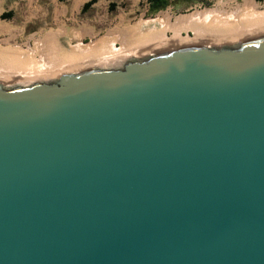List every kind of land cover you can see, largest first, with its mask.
Listing matches in <instances>:
<instances>
[{"label":"water","instance_id":"obj_1","mask_svg":"<svg viewBox=\"0 0 264 264\" xmlns=\"http://www.w3.org/2000/svg\"><path fill=\"white\" fill-rule=\"evenodd\" d=\"M0 264H264V35L0 81Z\"/></svg>","mask_w":264,"mask_h":264},{"label":"bare ground","instance_id":"obj_2","mask_svg":"<svg viewBox=\"0 0 264 264\" xmlns=\"http://www.w3.org/2000/svg\"><path fill=\"white\" fill-rule=\"evenodd\" d=\"M78 1L74 0V4ZM242 2L233 10L221 11L216 7L196 10L176 17L175 21L169 11H162L156 17L145 20L146 25L151 24L149 28L138 24L119 27L115 36L110 37L108 33L86 44L78 41L70 43V47H65L63 42L74 33L78 34L73 27L68 29L65 23L68 22L64 19L68 7H53L52 23L46 22L22 42L17 36L24 35L25 26H18L14 21H0V81L3 86H28L56 79L61 74L78 73L90 68H111L134 57L141 60L150 52L156 55L195 45L220 47L264 35V7L254 0ZM26 9V21L48 16V10L43 6L26 5ZM183 29L192 30L194 35L183 34ZM9 32L10 35L2 38V34Z\"/></svg>","mask_w":264,"mask_h":264},{"label":"rangeland","instance_id":"obj_3","mask_svg":"<svg viewBox=\"0 0 264 264\" xmlns=\"http://www.w3.org/2000/svg\"><path fill=\"white\" fill-rule=\"evenodd\" d=\"M86 1L88 0H79L75 5L74 0H0V3H3L0 6V8L2 9V13H9L6 18L0 16V21H14V23L18 24V26H25L26 31L24 35H22V37L17 36L18 41L22 42L27 36H30V34L36 33L43 25L46 24V22L50 24L52 23L54 19L52 11L53 7H68V12L64 17L65 21L68 22L65 23L69 26L68 29L73 27V29H75L74 32H77L76 34H78L75 35L74 33L71 37L67 38L63 42L65 47H70V43H76L78 41L86 44L108 33L110 37H112L113 35L115 36L118 33L117 31L119 27L128 28L138 24L139 26H143L144 28H149L151 27L149 26L151 24L146 25L145 20H149L154 16L156 17L162 11H169L171 19L175 21L176 17L184 14H190L191 12L196 10L203 11L215 7L216 9H220L221 11L222 9L233 10L243 3L242 0H169V5H167V7L155 12L150 10L151 8L149 6L148 0H97V2L89 7L86 12H82L81 8ZM254 1L260 3L264 7V0ZM112 2L116 4V7L114 9H110V4ZM26 5L43 6L45 10H48V16L45 18L44 16H39L34 19L35 21H26ZM182 33L185 35H194V32L192 30L187 31L183 29ZM6 35H10V32L4 33L1 36L3 38ZM240 42L235 44L233 43V45L227 44L223 46H230V48L236 47V45H238ZM117 44L120 45L119 42H117ZM150 55H152V52L142 56L143 59H140H147V57ZM134 58H130L126 60V62L114 65L113 67L108 69H117L124 67V65L129 60H135ZM58 78L59 77H57L56 79H51L48 81L44 80L39 82L49 83L56 81ZM15 86L18 87L27 85L12 84V86L10 85L5 87L13 88Z\"/></svg>","mask_w":264,"mask_h":264},{"label":"trees","instance_id":"obj_4","mask_svg":"<svg viewBox=\"0 0 264 264\" xmlns=\"http://www.w3.org/2000/svg\"><path fill=\"white\" fill-rule=\"evenodd\" d=\"M97 2V0H88L84 3L83 7L81 8L82 12H86L87 9L89 7H91L93 4H95ZM149 2V6H150V10L152 11H158L160 9H163L165 7H167V5H169V0H148ZM116 7V4L114 2H112L110 4V9H114ZM9 13H2L1 16H3L4 18L7 17Z\"/></svg>","mask_w":264,"mask_h":264}]
</instances>
